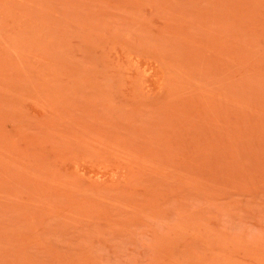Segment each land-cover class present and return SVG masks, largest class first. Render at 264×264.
Returning <instances> with one entry per match:
<instances>
[{"label":"rangeland","instance_id":"374dc122","mask_svg":"<svg viewBox=\"0 0 264 264\" xmlns=\"http://www.w3.org/2000/svg\"><path fill=\"white\" fill-rule=\"evenodd\" d=\"M0 264H264V0H0Z\"/></svg>","mask_w":264,"mask_h":264}]
</instances>
